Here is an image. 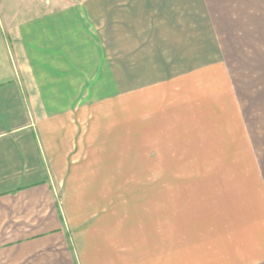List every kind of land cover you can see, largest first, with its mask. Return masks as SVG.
<instances>
[{
    "label": "crops",
    "instance_id": "obj_1",
    "mask_svg": "<svg viewBox=\"0 0 264 264\" xmlns=\"http://www.w3.org/2000/svg\"><path fill=\"white\" fill-rule=\"evenodd\" d=\"M226 1L0 0V264H160L158 205L80 181L111 178L129 115L137 136L155 123L144 112L170 121L191 95L186 69L210 66L202 79L230 90L222 65L193 56L223 50ZM194 92L210 100L200 113L222 114L215 90ZM226 220L210 223L228 243Z\"/></svg>",
    "mask_w": 264,
    "mask_h": 264
},
{
    "label": "rangeland",
    "instance_id": "obj_2",
    "mask_svg": "<svg viewBox=\"0 0 264 264\" xmlns=\"http://www.w3.org/2000/svg\"><path fill=\"white\" fill-rule=\"evenodd\" d=\"M226 2L217 10L223 50L211 56L204 46L193 56L222 65L230 90L210 76L202 79L210 66L186 69L179 77H195L191 95L175 100L179 110L163 116L170 121L159 124L158 117L144 112L141 119L155 123L137 136L135 116L129 115L126 152L104 165L111 178L80 181L82 186L127 188L129 203L158 205L160 264L168 251L170 264L264 261V0ZM197 87L215 90L218 97H212L219 98L222 114L205 113L210 122L195 109L210 102L197 96ZM229 159L237 162L221 163ZM216 219L229 221L228 243ZM243 224L253 236L237 226Z\"/></svg>",
    "mask_w": 264,
    "mask_h": 264
}]
</instances>
